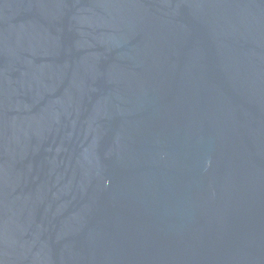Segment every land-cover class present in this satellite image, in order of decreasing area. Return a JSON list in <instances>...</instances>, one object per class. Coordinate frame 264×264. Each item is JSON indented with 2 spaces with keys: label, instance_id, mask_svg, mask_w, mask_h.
<instances>
[{
  "label": "water",
  "instance_id": "1",
  "mask_svg": "<svg viewBox=\"0 0 264 264\" xmlns=\"http://www.w3.org/2000/svg\"><path fill=\"white\" fill-rule=\"evenodd\" d=\"M0 264H264V0H0Z\"/></svg>",
  "mask_w": 264,
  "mask_h": 264
}]
</instances>
